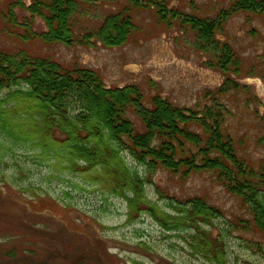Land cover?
I'll use <instances>...</instances> for the list:
<instances>
[{
    "label": "rangeland",
    "instance_id": "374dc122",
    "mask_svg": "<svg viewBox=\"0 0 264 264\" xmlns=\"http://www.w3.org/2000/svg\"><path fill=\"white\" fill-rule=\"evenodd\" d=\"M17 1L0 0V51H25L68 70L91 69L108 89L134 86L145 98L159 96L181 109L201 112L215 102L227 111L224 128L236 155L259 168L264 158L258 145L264 137V100L259 94V87L264 90V13L233 14L216 35L240 61L239 74L228 76L239 89L217 96L226 77L209 67L212 59L196 49V35L183 20L214 19L231 8L230 0H163L167 12H175L168 25L159 21L150 0H136L141 7L127 0H76L80 11L72 26L77 42L92 35L108 16L125 12L130 16L135 30L123 47L114 49L104 48L95 39L72 47H48L39 41L23 44L9 34L2 17ZM21 3L29 5L28 0ZM24 7L13 9L17 33H23L19 28L24 23L34 33L45 32L43 22L31 18ZM132 121L139 126L135 118ZM124 158L131 171L143 179L149 177L129 156ZM53 164L29 144L0 134V264L12 260H18L14 264H29V260L69 264L83 258L82 264H205L182 239L165 233L149 216L129 220L124 197L81 174L57 170ZM148 179L144 194L162 212H169L167 199L192 198L222 212L212 234H221L229 264H264L256 249L260 245L264 251L263 237L242 230L239 223L249 220L248 214L211 174L181 181L161 170Z\"/></svg>",
    "mask_w": 264,
    "mask_h": 264
},
{
    "label": "trees",
    "instance_id": "16d2710c",
    "mask_svg": "<svg viewBox=\"0 0 264 264\" xmlns=\"http://www.w3.org/2000/svg\"><path fill=\"white\" fill-rule=\"evenodd\" d=\"M28 1L27 7L21 0L12 3L2 15L8 33L23 44L39 41L48 47H72L89 45L95 39L104 48L114 49L123 47L135 30L130 16L120 13L105 18L92 35L77 42L72 26L80 11L76 0ZM127 1L143 6L136 0ZM230 2L231 8L214 19L183 20L196 35V49L212 59L209 67L226 77L217 96L239 89L228 76L239 74L240 61L216 35L233 14L264 13V0ZM149 5L160 22L168 25L169 16L175 18L163 0H150ZM17 7L40 19L46 31L34 33L24 23L19 28L23 33H17L19 26L13 15ZM0 93H5L0 97V134L51 158L55 169L81 174L109 193L124 197L129 220L149 216L165 233L182 239L205 264H229L221 234H212L222 212L200 198L185 202L167 199L169 212L160 211L144 194L148 178L158 171L181 181L199 173L211 174L248 214L249 220L239 223L242 230L258 232L264 239V158L256 170L236 155L224 128L227 111L223 106L214 102L194 112L159 96L145 98L134 86L108 89L91 69L68 70L25 51H0ZM258 145L264 150V137ZM124 155L149 177L143 179L131 171ZM181 233L186 236L181 237ZM256 246L264 258L262 247ZM8 256L13 257L11 253Z\"/></svg>",
    "mask_w": 264,
    "mask_h": 264
},
{
    "label": "flooded vegetation",
    "instance_id": "af4514ba",
    "mask_svg": "<svg viewBox=\"0 0 264 264\" xmlns=\"http://www.w3.org/2000/svg\"><path fill=\"white\" fill-rule=\"evenodd\" d=\"M65 258V257H64ZM85 261H86V259L85 258H83ZM83 259H80V260H78L76 263L75 262H70L69 264H82L81 262H82V260ZM29 264H36V263H38V262H36V261H31V260H29V261H27ZM40 263V262H39ZM43 264V263H42Z\"/></svg>",
    "mask_w": 264,
    "mask_h": 264
},
{
    "label": "water",
    "instance_id": "95a60500",
    "mask_svg": "<svg viewBox=\"0 0 264 264\" xmlns=\"http://www.w3.org/2000/svg\"><path fill=\"white\" fill-rule=\"evenodd\" d=\"M259 94L261 95L260 98L264 100V90L262 87H259ZM3 264H7V263H3Z\"/></svg>",
    "mask_w": 264,
    "mask_h": 264
}]
</instances>
